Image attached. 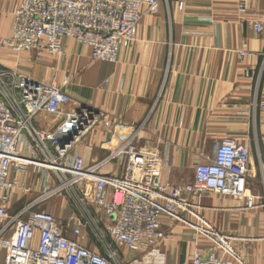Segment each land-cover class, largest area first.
<instances>
[{
  "label": "built area",
  "instance_id": "1",
  "mask_svg": "<svg viewBox=\"0 0 264 264\" xmlns=\"http://www.w3.org/2000/svg\"><path fill=\"white\" fill-rule=\"evenodd\" d=\"M142 5L155 14L159 0H22L12 12L10 36L0 43L14 53L36 51L38 61L49 55L60 63L68 51L62 40L68 39L87 46L92 60L116 62L120 50L135 41ZM178 7L182 8L181 2ZM238 11L244 14L247 8L239 5ZM246 24L255 33L263 30L259 17L247 18ZM71 80L73 73L63 76L59 85L17 67L0 66L3 264H165L158 245L170 233L162 216L192 227L211 242L208 250L197 248L190 259L176 264H234L235 260L244 264L233 243L235 236L208 226L192 199L198 201L206 194L245 198L244 208H255L253 197L245 193L249 145L224 138L216 143L211 158L195 163L190 181L171 184L160 179L158 170L148 168L157 155L135 143L138 128L118 126L102 143L106 156L85 165L79 145L100 120L105 126L109 121L87 105L63 109L72 98L62 87ZM253 107L264 111V98L255 99ZM40 111L60 116L54 129L35 125ZM28 169L37 175L38 194L10 216L6 202L11 191L25 195L36 191L19 176ZM168 172L167 168V176ZM59 197H68L77 212L63 218L39 208ZM184 213L192 215L195 223ZM90 233L97 250L82 244ZM121 247L143 255L128 261Z\"/></svg>",
  "mask_w": 264,
  "mask_h": 264
},
{
  "label": "crops",
  "instance_id": "2",
  "mask_svg": "<svg viewBox=\"0 0 264 264\" xmlns=\"http://www.w3.org/2000/svg\"><path fill=\"white\" fill-rule=\"evenodd\" d=\"M21 1L0 0V39L10 36L12 12ZM239 5L247 12L240 13ZM251 17L263 22L260 33L246 24ZM62 42L68 51L60 63L49 55L38 61L36 51L14 53L0 43V66L17 67L59 85L63 76L73 73V80L62 87L72 98L63 109L87 105L109 121L105 126L100 120L79 145L85 165L106 156L102 143L118 126L138 128L135 143L157 155L148 168L171 184L190 181L195 163L211 158L218 141L232 138L249 145L245 193L253 197L255 208L245 209V198L216 194L192 201L200 205L198 213L208 226L235 236L244 264H264V111L253 107L255 99L264 98V0H159L155 14L142 5L135 41L120 50L116 62L92 60L87 46ZM60 119L40 111L34 122L54 129ZM19 176L36 191H11L6 202L10 216L38 194L36 173L28 169ZM39 208L63 218L77 212L73 204L59 200ZM161 222L170 233L158 245L165 264L184 262L197 248H211L210 240L192 227L166 216ZM12 231L13 226L5 236ZM83 242L99 249L90 235ZM120 253L128 261L143 255L126 247Z\"/></svg>",
  "mask_w": 264,
  "mask_h": 264
},
{
  "label": "rangeland",
  "instance_id": "3",
  "mask_svg": "<svg viewBox=\"0 0 264 264\" xmlns=\"http://www.w3.org/2000/svg\"><path fill=\"white\" fill-rule=\"evenodd\" d=\"M55 200H59V201H62V202L65 203V201L67 202V201L69 200V198H68V197H67V198H66V197H59V198H55L54 201H55ZM89 207L92 209L93 206L91 205V206H89ZM184 216H185V218H186L189 222H191V223H193V224L195 223L196 220H195V218H194L192 215H190V214H188V213H184ZM187 217H190V219H193L194 221H190V219L187 218ZM172 220L175 221L176 223H180V222H177V221L174 220V219H172ZM182 224H183V223H182ZM184 225H185V224H184ZM89 235L92 237L93 242L96 243V241H95V239H94L92 233H90ZM202 236H203V235H202ZM233 243H234V241H233ZM234 244H235V243H234ZM235 245H236V244H235ZM235 247H236V246H235ZM236 249H237V248H236ZM236 251H237V250H236ZM237 255L239 256L240 259H242L238 252H237Z\"/></svg>",
  "mask_w": 264,
  "mask_h": 264
}]
</instances>
